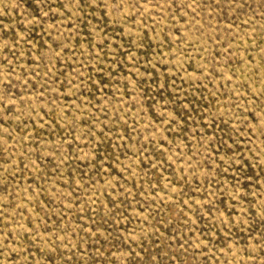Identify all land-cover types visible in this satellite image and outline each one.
<instances>
[{"label": "rangeland", "instance_id": "1", "mask_svg": "<svg viewBox=\"0 0 264 264\" xmlns=\"http://www.w3.org/2000/svg\"><path fill=\"white\" fill-rule=\"evenodd\" d=\"M0 264H264V0H0Z\"/></svg>", "mask_w": 264, "mask_h": 264}]
</instances>
